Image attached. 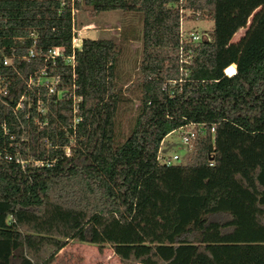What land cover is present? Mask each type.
Listing matches in <instances>:
<instances>
[{
  "label": "trees",
  "instance_id": "trees-1",
  "mask_svg": "<svg viewBox=\"0 0 264 264\" xmlns=\"http://www.w3.org/2000/svg\"><path fill=\"white\" fill-rule=\"evenodd\" d=\"M82 6L138 18L137 77L125 85L120 67L132 25L118 40L82 38L74 77L54 69L64 95L39 127L32 107L12 106L41 61L2 58L33 39L69 52ZM184 11L212 21L208 39L182 41ZM0 73V264H74L58 257L73 240L109 245L123 263H264V0H0ZM132 86L136 113L119 140ZM188 124L187 162L162 163V141Z\"/></svg>",
  "mask_w": 264,
  "mask_h": 264
},
{
  "label": "rangeland",
  "instance_id": "rangeland-1",
  "mask_svg": "<svg viewBox=\"0 0 264 264\" xmlns=\"http://www.w3.org/2000/svg\"><path fill=\"white\" fill-rule=\"evenodd\" d=\"M188 11H184V17L181 21V35L183 38H188L192 33L197 34L199 39H205L209 34L212 26V21L209 18L194 19L188 18ZM132 25L135 30V38L124 42L125 53L120 60L121 77L125 80V85L131 84L137 77V63L141 53V43L139 39L140 22L134 15L123 14L120 11H101L91 12L85 6H82L76 13V27L80 28L81 34L90 38H114L119 39L121 32L127 26ZM244 29H240L233 37L237 40L243 33ZM129 34V33H128ZM130 35V34H129ZM131 98L130 102L124 104L118 116L117 132L118 139L121 140L128 132L133 117L136 113L137 89L131 87L127 93ZM167 143H173L165 151V155L171 157L173 154L178 156L179 162L185 164L190 154V147L181 139V131H174L166 136L162 141L163 146ZM58 257L69 260L74 264H138L136 262L123 263L118 256H116L109 245H105L101 250L96 245L79 242L68 241L67 244L58 252ZM264 264V263H261Z\"/></svg>",
  "mask_w": 264,
  "mask_h": 264
},
{
  "label": "built area",
  "instance_id": "built-area-1",
  "mask_svg": "<svg viewBox=\"0 0 264 264\" xmlns=\"http://www.w3.org/2000/svg\"><path fill=\"white\" fill-rule=\"evenodd\" d=\"M73 4L74 0H70ZM72 35H71V44L70 51L67 52L62 46H54L46 49L36 47V40L33 39L32 44L27 48L26 52L20 55H13L12 57L3 56L1 64L7 66L11 64L13 57L19 58L20 60L30 62L33 60H40L41 66L29 73L25 79V86L22 90V93L16 100L15 104L12 106L14 111L19 109H25L26 115H29V108L32 107L36 116L34 117V122L39 127L44 126L46 123V115L49 112L50 102H56L60 100L63 95V84L62 77L63 74L61 71H55L59 64H63L70 68L72 78L74 77V68L76 65L75 60V50L80 47L82 38L85 36L81 34V29L76 27L75 21L72 18ZM182 32V29H181ZM209 36V35H208ZM208 36L205 39H199L197 34L192 33L188 38H182V41H200L208 39ZM181 49V48H180ZM182 50H180V62L182 61ZM183 60H187L183 58ZM45 63V64H44ZM235 68V65H234ZM235 72V70H234ZM225 73V69H224ZM226 74V73H225ZM232 73L231 75H233ZM231 76L229 74H226ZM44 88L46 89V97L44 98ZM75 86H72L73 99L75 104L73 105V113L76 114L77 105L76 102L80 99L79 97H74ZM7 95V81L6 78L0 73V101H4V96ZM54 96V98H51ZM80 118L74 116L72 121L68 124V127L72 130V133H75L76 124L79 122ZM181 131V139L184 143L188 144L195 136L194 125L188 124L180 127L176 131ZM213 130V128H211ZM2 131L4 134L8 133V128L5 124H2ZM11 138V136H10ZM74 143L73 135L69 140V144L64 146V152L66 155L70 153V145ZM7 157V156H6ZM157 158L164 164H171L174 161L178 160V156L173 154L171 157L166 156L165 152L161 147L158 150ZM22 166L25 165V160L17 158ZM33 164L39 165V160L34 161Z\"/></svg>",
  "mask_w": 264,
  "mask_h": 264
},
{
  "label": "crops",
  "instance_id": "crops-1",
  "mask_svg": "<svg viewBox=\"0 0 264 264\" xmlns=\"http://www.w3.org/2000/svg\"><path fill=\"white\" fill-rule=\"evenodd\" d=\"M85 37H87V36H85ZM172 145H173V143H167V146L166 147L162 145L163 152H165Z\"/></svg>",
  "mask_w": 264,
  "mask_h": 264
}]
</instances>
